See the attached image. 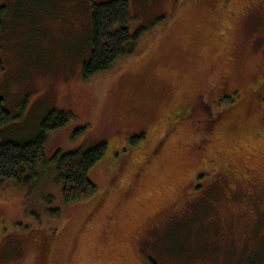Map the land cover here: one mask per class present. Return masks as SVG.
I'll use <instances>...</instances> for the list:
<instances>
[{
	"label": "rangeland",
	"instance_id": "rangeland-1",
	"mask_svg": "<svg viewBox=\"0 0 264 264\" xmlns=\"http://www.w3.org/2000/svg\"><path fill=\"white\" fill-rule=\"evenodd\" d=\"M105 1L0 0L2 137L27 141L56 110L71 118L46 156L106 143L86 201L65 204L50 167L3 184L0 264H264V0H128L135 55L84 80ZM225 170L251 205L226 200Z\"/></svg>",
	"mask_w": 264,
	"mask_h": 264
},
{
	"label": "trees",
	"instance_id": "trees-1",
	"mask_svg": "<svg viewBox=\"0 0 264 264\" xmlns=\"http://www.w3.org/2000/svg\"><path fill=\"white\" fill-rule=\"evenodd\" d=\"M6 16L7 9L1 5L0 39L5 32ZM129 19L128 0H109L92 4L90 54L82 64L81 70L84 80L99 78L108 73L117 60L129 59L135 55L133 46L137 33H130ZM2 71L3 64L0 57V73ZM255 97H260L259 93ZM227 108L220 109L219 112L222 113ZM210 111L214 114L212 109ZM12 117L0 98V126L8 124ZM70 118V113L49 111L40 121L36 136L24 142L3 138L0 133V188L6 183L30 186L39 179L46 168L50 167L55 174V181L65 204L92 198L96 193V186L89 178V171L104 157L106 143L101 142L86 149L76 148L65 151L58 149L50 157L46 156L44 151L48 136L65 127ZM83 128H77L74 135ZM142 137L130 136L129 144L136 145ZM50 212L52 215H57L54 211ZM43 233L46 236L48 232ZM24 234L18 239L25 237Z\"/></svg>",
	"mask_w": 264,
	"mask_h": 264
},
{
	"label": "flooded vegetation",
	"instance_id": "flooded-vegetation-1",
	"mask_svg": "<svg viewBox=\"0 0 264 264\" xmlns=\"http://www.w3.org/2000/svg\"><path fill=\"white\" fill-rule=\"evenodd\" d=\"M226 2V0H225ZM226 11L228 13V15L231 17L233 15L234 12H232V10H229V8H226ZM225 85V84H224ZM259 93V98L262 100L261 98V93ZM257 92L254 94V96L256 94H258ZM253 96V95H252ZM198 102V101H197ZM197 102H193L191 104V106L189 107L190 109H188L189 111V115L187 116V118H191L193 113L196 112L198 110V103ZM205 107H208V105H206ZM201 110V112L204 111V107H200L199 108ZM210 109H207V113L210 112ZM244 177L245 178H249L248 177V174H244ZM231 180V182H230ZM217 183H220V185L223 186V188L227 191V194H226V200L228 201H242L244 202V205L246 206H249L251 205V196L253 195V193L255 192V189L250 186H245L241 183V179H238L236 181L233 180V178L230 176L229 172L228 171H223L221 173V176L217 178ZM253 184H256V183H253ZM188 186V183L186 185H184L183 188H187ZM255 186V185H254ZM246 187V188H245ZM257 187H259V185L257 184ZM262 189V187H261ZM263 196V199H261ZM262 196H261V200L264 202V189H262ZM259 203V201H258ZM250 208H247V210L243 213V214H247L249 211Z\"/></svg>",
	"mask_w": 264,
	"mask_h": 264
}]
</instances>
